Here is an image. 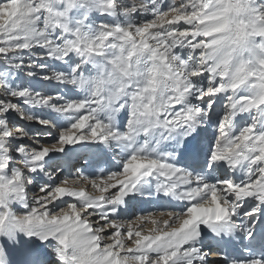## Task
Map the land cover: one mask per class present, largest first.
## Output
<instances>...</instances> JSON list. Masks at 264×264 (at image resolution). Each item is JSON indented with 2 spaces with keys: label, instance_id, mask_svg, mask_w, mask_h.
Masks as SVG:
<instances>
[{
  "label": "snow or ice",
  "instance_id": "snow-or-ice-1",
  "mask_svg": "<svg viewBox=\"0 0 264 264\" xmlns=\"http://www.w3.org/2000/svg\"><path fill=\"white\" fill-rule=\"evenodd\" d=\"M0 264H264V0H0Z\"/></svg>",
  "mask_w": 264,
  "mask_h": 264
},
{
  "label": "rangeland",
  "instance_id": "rangeland-1",
  "mask_svg": "<svg viewBox=\"0 0 264 264\" xmlns=\"http://www.w3.org/2000/svg\"><path fill=\"white\" fill-rule=\"evenodd\" d=\"M135 211H139V208L135 209Z\"/></svg>",
  "mask_w": 264,
  "mask_h": 264
}]
</instances>
